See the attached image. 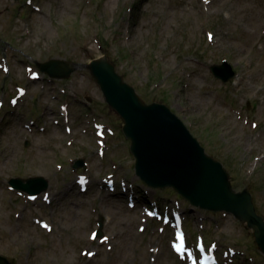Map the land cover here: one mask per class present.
I'll return each mask as SVG.
<instances>
[{
  "label": "rangeland",
  "instance_id": "rangeland-1",
  "mask_svg": "<svg viewBox=\"0 0 264 264\" xmlns=\"http://www.w3.org/2000/svg\"><path fill=\"white\" fill-rule=\"evenodd\" d=\"M58 1L0 0V64L10 70L0 69V96L27 87L0 111V254L13 264H189L174 252L173 228L149 217L151 200L152 211L185 213L189 247L203 238L218 246L220 264H264L253 233L232 216L142 185L123 122L84 68L107 54L145 103L165 104L184 122L237 191L251 190L264 217V0ZM52 58L79 69L68 80L31 81L28 63ZM224 60L238 75L225 85L210 72ZM98 125L109 129L103 157ZM109 172L112 192L100 186ZM80 175L91 183L86 193ZM36 176L49 181L51 203L10 190V179ZM99 217L102 241L92 236Z\"/></svg>",
  "mask_w": 264,
  "mask_h": 264
},
{
  "label": "water",
  "instance_id": "water-1",
  "mask_svg": "<svg viewBox=\"0 0 264 264\" xmlns=\"http://www.w3.org/2000/svg\"><path fill=\"white\" fill-rule=\"evenodd\" d=\"M53 78H69L75 71L70 63L52 60L39 65ZM106 101L124 120L123 131L132 141L138 175L152 187H173L191 204L212 211H227L255 231L264 252V220L258 216L247 190L236 193L223 165L206 155L183 122L159 104L145 105L125 83L105 56L87 65ZM214 74L227 82L234 76L228 64L213 66ZM78 161L77 166H82ZM16 189L38 194L48 189L44 178L13 179ZM0 264H9L0 256Z\"/></svg>",
  "mask_w": 264,
  "mask_h": 264
},
{
  "label": "bare ground",
  "instance_id": "bare-ground-1",
  "mask_svg": "<svg viewBox=\"0 0 264 264\" xmlns=\"http://www.w3.org/2000/svg\"><path fill=\"white\" fill-rule=\"evenodd\" d=\"M66 4H67V0H59L58 1V5L60 6V7H62V6H66ZM38 23V22H37Z\"/></svg>",
  "mask_w": 264,
  "mask_h": 264
}]
</instances>
